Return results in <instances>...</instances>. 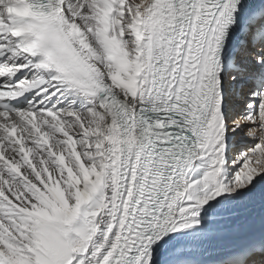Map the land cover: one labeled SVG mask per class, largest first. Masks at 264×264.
Segmentation results:
<instances>
[{
    "label": "snow or ice",
    "instance_id": "obj_1",
    "mask_svg": "<svg viewBox=\"0 0 264 264\" xmlns=\"http://www.w3.org/2000/svg\"><path fill=\"white\" fill-rule=\"evenodd\" d=\"M0 264H264V0H0Z\"/></svg>",
    "mask_w": 264,
    "mask_h": 264
}]
</instances>
